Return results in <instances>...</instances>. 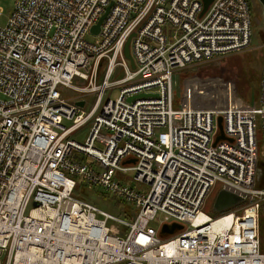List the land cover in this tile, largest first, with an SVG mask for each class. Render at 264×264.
<instances>
[{
  "label": "built area",
  "instance_id": "built-area-1",
  "mask_svg": "<svg viewBox=\"0 0 264 264\" xmlns=\"http://www.w3.org/2000/svg\"><path fill=\"white\" fill-rule=\"evenodd\" d=\"M203 10V0H15L3 24L0 7V264H264L254 162L264 160V68L256 107H174L183 66L251 42L250 0H212ZM134 32L132 68L124 46ZM61 84L82 94L65 97ZM112 87L120 93L105 103L92 92ZM89 94L90 110L75 103ZM219 114L232 140L214 145ZM92 118L84 143L72 138ZM81 184L102 186L136 213L101 209L75 194ZM213 187L244 204L163 244L156 220L197 219Z\"/></svg>",
  "mask_w": 264,
  "mask_h": 264
},
{
  "label": "rangeland",
  "instance_id": "rangeland-1",
  "mask_svg": "<svg viewBox=\"0 0 264 264\" xmlns=\"http://www.w3.org/2000/svg\"><path fill=\"white\" fill-rule=\"evenodd\" d=\"M251 3V20H252V37L250 45L240 52L231 54L222 59L202 64H194L188 68H183L176 73L174 85V107L178 108L185 101H190L200 108L216 107L217 98L227 91L228 100H225L226 106H235L238 104H246L250 106L259 105V97L261 90V79L264 68V6L261 0H250ZM0 7L3 9L1 23L5 24L14 8V0H0ZM87 40L95 42L97 36L92 33L87 35ZM222 78V79H218ZM233 83L235 85H231ZM86 81L75 78L74 85L83 86ZM231 88V89H230ZM60 92L68 98L74 97L78 91L66 86L59 87ZM120 93L118 87H114L107 91L104 96L103 103L108 98L116 99ZM95 94L86 96L85 109L90 110L95 100ZM93 118L89 123L82 125L73 135L72 138L84 143L90 134V127ZM71 121L64 124L71 125ZM258 165L263 158L259 155ZM258 169V167H257ZM130 185L138 187L132 181V173ZM76 193L77 196L95 203L101 209H104L116 216L131 218L136 213L134 204L120 200L113 193L106 191L102 186L84 187ZM256 186H258L256 171ZM259 187V186H258ZM260 188V187H259ZM219 192L218 187L208 195L202 210L210 216L215 217L217 213L213 210L215 198ZM244 204L242 202L238 206ZM157 230L160 229L161 223L155 222ZM264 252V231L262 236Z\"/></svg>",
  "mask_w": 264,
  "mask_h": 264
},
{
  "label": "water",
  "instance_id": "water-1",
  "mask_svg": "<svg viewBox=\"0 0 264 264\" xmlns=\"http://www.w3.org/2000/svg\"><path fill=\"white\" fill-rule=\"evenodd\" d=\"M204 1V10L202 13H204L209 4L211 3L212 0H203ZM263 6H264V0H261ZM108 10H109V7L107 8L105 14L99 19L98 23L95 24L92 28V31L95 32V33H98L99 30H100V25L104 19V17L106 16V14L108 13ZM135 32L130 35V37L128 38V40L126 41V44L124 46V55L126 58H128L130 60V63H131V66L132 68H135L136 67V64H135V60L133 58V55L131 53V39L133 36H135ZM147 94L145 93H141V94H138V96H145ZM136 97V96H134ZM133 99V96L129 98V100H132ZM216 106L217 107H224L225 106V99H224V95L222 96H219L217 98V101H216ZM77 105H80V106H84L85 105V100H81V101H77L76 102ZM224 139H229V140H232V138H229L226 136L225 134V131H224V125H223V116H219L218 117V131L216 133V137H215V141H214V145H216L220 140H224ZM134 163L136 162V160H130V161H127L125 163ZM257 180H258V186L260 188H264V168L261 167L260 165H258V169H257ZM243 201V197L236 194V193H233L229 190H226V189H221L216 198H215V202H214V205H213V210L215 212H221V211H224V210H227L229 208H232L236 205H238L239 203H241ZM183 225L181 224H178V223H173L172 225H164L161 232L162 233H174L175 232V229H183Z\"/></svg>",
  "mask_w": 264,
  "mask_h": 264
},
{
  "label": "bare ground",
  "instance_id": "bare-ground-1",
  "mask_svg": "<svg viewBox=\"0 0 264 264\" xmlns=\"http://www.w3.org/2000/svg\"><path fill=\"white\" fill-rule=\"evenodd\" d=\"M14 4H15V0H14ZM98 23V22H97ZM96 23V24H97ZM94 26V25H93ZM93 26L90 28V30H89V32L87 33V35L89 34V33H92V34H94L95 36H97V39H98V35H99V32H100V30H99V32L98 33H95V32H93L92 31V28H93ZM87 35H86V38H87ZM90 42V41H89ZM91 43H93V42H91ZM192 65H194V64H192ZM192 65H189V66H192ZM189 66H187V65H185V66H183V67H185V68H188ZM106 69H107V60L106 59H101L100 60V62H99V65H98V69H97V74H98V78L100 79V80H102L103 78H104V76H105V73H106ZM123 76V73L122 72H119L118 74H116L115 75V78L116 77H122ZM60 86H65V85H59L58 86V89H59V87ZM66 87H68V86H66ZM69 88H71V87H69ZM113 88V87H112ZM111 88V89H112ZM73 89V88H72ZM74 90V89H73ZM60 91V90H59ZM78 91V90H77ZM95 91H98L99 92V96H101L102 97V99L104 98V94H105V92L107 91H105L104 93H103V91H102V89H99V90H96V89H94L92 92H95ZM78 92H80V91H78ZM81 94H82V92H80ZM138 94H141V93H133V94H130L129 95V97L127 96V100H129V98L130 97H132L133 96V99L134 98H137V97H139L138 96ZM145 94H147V95H150V94H153V93H151V92H146ZM134 96H136V97H134ZM222 96V95H221ZM142 97V96H141ZM82 100H85V99H82ZM79 101H81V100H79ZM130 101V100H129ZM76 103V102H75ZM85 103H86V100H85ZM80 106V105H79ZM85 106V105H84ZM84 106H82V107H84ZM228 106H224V107H214V109H217V110H223V109H225V108H227ZM200 108V107H199ZM207 109H211V108H207ZM223 116V125H224V127H225V118H224V115L223 114H219V115H217L216 116V118H215V121H216V126H217V131H218V117L219 116ZM61 120V121H60ZM66 120V119H65ZM65 120L63 121V119H59V121H58V123L60 122V124H62L63 126H65L66 128H70L72 125H73V121L72 120H66V121H71L72 123H71V125H69V126H67L66 124H64V122H65ZM76 122H78V121H76ZM83 125V124H82ZM80 126V125H79ZM78 126V127H79ZM224 131H225V128H224ZM254 162L256 163V162H258V159H257V157H255L254 158ZM257 167H258V163H257ZM256 171H257V169H256ZM255 175H256V173H255ZM82 185H84V184H81L80 186H78L76 189H75V194L78 192V190L81 188V186ZM84 187H87L86 185L84 186ZM257 189H261V190H263L264 188H259L258 186H255ZM215 187H213V188H211V190L208 192V194H207V196H206V198H205V200H204V203H203V205H202V207L204 206V204H205V202H206V199H207V197H208V195L213 191V189H214ZM218 189H219V191L221 190V189H225V188H219L218 187ZM226 190H228V189H226ZM230 191V190H229ZM232 192V191H231ZM234 193V192H233ZM242 202H244V201H242ZM241 202V203H242ZM241 203H239V204H241ZM68 204V202L66 203V205ZM238 204V205H239ZM238 205H236V206H234V207H232V208H229V209H227V210H224V211H221V212H216L217 213V215L215 216V217H213V216H210V215H207L203 210H202V207H201V209H200V213H199V215H198V217H197V219L196 218H194V219H192V220H184L183 222H179V221H172V222H166V223H161V221L160 220H156V221H159L160 223H161V227H160V229L159 230H157L158 231V236L162 239V240H166V242L165 243H163V244H166V243H168V242H170V241H172V240H174L175 238H176V235L177 234H179V233H182V232H185V231H187V230H190V229H192L193 228V226L195 227V229H197V228H200L201 226H205V225H208V224H210L211 222H208L207 220H209V218H211V220H215V219H217V218H219V217H221L223 214H225L226 212H228V211H230L231 209H233V208H235V207H238ZM243 205V204H242ZM241 205V206H242ZM260 226H261V214H260ZM173 223H178V224H181V225H183L184 227H183V229H175V232L174 233H162L161 232V230H162V228H163V226L164 225H166V224H168V225H172ZM144 238V237H143ZM144 241V239H142L141 238V236L139 237V241ZM169 249L170 250H174V248H171V247H169ZM260 251L262 252V253H264L263 252V250L262 249H260Z\"/></svg>",
  "mask_w": 264,
  "mask_h": 264
},
{
  "label": "trees",
  "instance_id": "trees-1",
  "mask_svg": "<svg viewBox=\"0 0 264 264\" xmlns=\"http://www.w3.org/2000/svg\"><path fill=\"white\" fill-rule=\"evenodd\" d=\"M217 78L218 79H222V78H219V77H217ZM231 85H234V84L232 83ZM234 87H235V85H234ZM243 105H246V104H243ZM259 165L264 168V162L262 160H260ZM260 214H261V237H262L263 236V231H264V201L261 204ZM262 247H263V244H262Z\"/></svg>",
  "mask_w": 264,
  "mask_h": 264
}]
</instances>
